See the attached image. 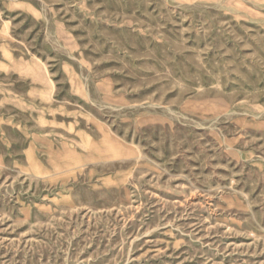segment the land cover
<instances>
[{"label":"rangeland","instance_id":"374dc122","mask_svg":"<svg viewBox=\"0 0 264 264\" xmlns=\"http://www.w3.org/2000/svg\"><path fill=\"white\" fill-rule=\"evenodd\" d=\"M0 264H264V0H0Z\"/></svg>","mask_w":264,"mask_h":264}]
</instances>
